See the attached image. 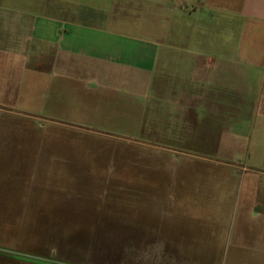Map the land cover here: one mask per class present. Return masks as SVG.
I'll return each mask as SVG.
<instances>
[{
  "label": "rangeland",
  "instance_id": "rangeland-1",
  "mask_svg": "<svg viewBox=\"0 0 264 264\" xmlns=\"http://www.w3.org/2000/svg\"><path fill=\"white\" fill-rule=\"evenodd\" d=\"M113 1L70 7L109 11ZM13 75L21 84L0 88V264H264L254 235L244 237L251 174L218 163L230 154L212 150L206 118L196 142L172 124L160 137L159 119L138 125L135 108L51 119L18 104L63 113V87Z\"/></svg>",
  "mask_w": 264,
  "mask_h": 264
},
{
  "label": "crops",
  "instance_id": "crops-1",
  "mask_svg": "<svg viewBox=\"0 0 264 264\" xmlns=\"http://www.w3.org/2000/svg\"><path fill=\"white\" fill-rule=\"evenodd\" d=\"M78 3L0 0L2 91L21 84L17 71L56 94L63 87L54 104L68 105L63 113L17 108L62 121L82 120L85 109L135 108L138 125L159 119L164 138L172 124L181 134L188 128L195 141L196 119L206 118L212 150L229 153L251 174L253 207L243 214L251 236L244 230V237L254 235L264 257V0H114L109 11L102 3L71 9ZM41 97L48 103L50 92Z\"/></svg>",
  "mask_w": 264,
  "mask_h": 264
}]
</instances>
